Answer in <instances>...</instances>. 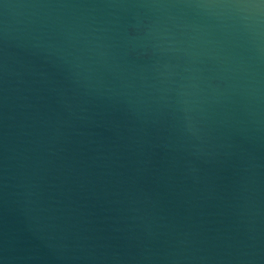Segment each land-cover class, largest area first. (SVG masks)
<instances>
[{
	"label": "water",
	"instance_id": "water-1",
	"mask_svg": "<svg viewBox=\"0 0 264 264\" xmlns=\"http://www.w3.org/2000/svg\"><path fill=\"white\" fill-rule=\"evenodd\" d=\"M0 264H264V0H0Z\"/></svg>",
	"mask_w": 264,
	"mask_h": 264
}]
</instances>
